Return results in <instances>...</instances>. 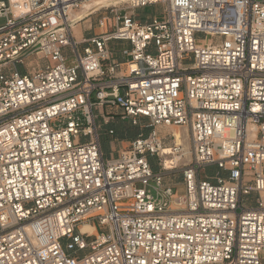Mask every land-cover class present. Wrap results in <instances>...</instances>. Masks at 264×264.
Returning a JSON list of instances; mask_svg holds the SVG:
<instances>
[{
  "label": "built area",
  "instance_id": "1",
  "mask_svg": "<svg viewBox=\"0 0 264 264\" xmlns=\"http://www.w3.org/2000/svg\"><path fill=\"white\" fill-rule=\"evenodd\" d=\"M88 1L0 0V264H264V0ZM98 118L149 133L105 158Z\"/></svg>",
  "mask_w": 264,
  "mask_h": 264
},
{
  "label": "rangeland",
  "instance_id": "2",
  "mask_svg": "<svg viewBox=\"0 0 264 264\" xmlns=\"http://www.w3.org/2000/svg\"><path fill=\"white\" fill-rule=\"evenodd\" d=\"M122 2L123 1H121L120 3ZM118 4H116L115 6H117ZM118 7H122V6H118ZM100 11L102 10L100 9ZM85 13L86 15H88L87 11H85ZM127 13L129 15L135 14L139 20L146 19L147 17H151V16H155L157 19L163 18V10H162V7L159 5L152 6V7H146L145 9L136 10L134 12L128 11ZM99 14L100 13H97L93 15L92 17L84 20L83 22L77 24V25H80L81 27L80 30L84 32V35L86 37L90 35V33L85 31L89 27L88 23L92 22L94 24ZM202 39H205L206 41L210 40L209 37H204L203 35L197 36V42H199ZM109 49L114 54V60L120 61V57L118 56L117 52L122 53L125 50H129V46L128 44L110 43ZM36 61L37 59L33 57L28 58L26 60V63L23 66L18 67V70H21V69L28 70L31 67H35L34 65H36V63L42 64V61L41 62H38V61L36 62ZM148 123H149L148 120L143 119V118L137 119L135 124H132L130 120L120 121V119L116 118L115 121H113L110 125H105L102 119L98 118L96 120V125L98 126V133L100 136V141H101L104 157L107 158L110 155V152H111V148L109 144L110 139L112 141L114 153L118 152L119 150L126 149L128 146V142H130L127 140H124L122 142L116 134H114L112 138L109 137L108 136L109 129H113L116 133L117 131L125 132L129 134L131 137H135L136 135H139V134H143L144 136H146L149 133V129L147 128ZM170 128H174V127H170ZM170 128H161V130H159V133H162V134L171 133ZM174 129L182 130L179 128H174ZM172 143H173V140H169L167 142V145L171 146ZM150 161L153 166L154 172H157L159 170V167L154 168V164H155L154 159H151ZM189 162L178 165V168L174 171L164 172L165 182L167 184L174 185L176 189H180L181 188V170L183 169L184 165L188 164ZM215 172H216V169L214 167H203V168H200L199 170V176L201 179H206V178L214 176Z\"/></svg>",
  "mask_w": 264,
  "mask_h": 264
},
{
  "label": "bare ground",
  "instance_id": "3",
  "mask_svg": "<svg viewBox=\"0 0 264 264\" xmlns=\"http://www.w3.org/2000/svg\"><path fill=\"white\" fill-rule=\"evenodd\" d=\"M123 0H90L86 3H84L80 9V11L75 12V13H71L70 18L73 21H80L82 19H84L87 15L85 13V11H89L91 9H94V12L99 11L102 8H107L110 6H115L116 4L120 3ZM89 25V23H88ZM80 25H74L72 27V34L73 37H75L78 41L81 39L80 35H81V30H80ZM170 132L172 134V136L174 137V144L176 146H179L182 148V158L179 159L177 156H174L172 161L173 163H176L177 165L180 164H184L189 162L190 160V150H189V143H188V135H187V131L185 129L182 130H177L174 128H170ZM169 159L166 157L165 158V162H166V166L169 165L168 163ZM81 232L83 233H88V234H93L94 228L84 224L80 227Z\"/></svg>",
  "mask_w": 264,
  "mask_h": 264
},
{
  "label": "trees",
  "instance_id": "4",
  "mask_svg": "<svg viewBox=\"0 0 264 264\" xmlns=\"http://www.w3.org/2000/svg\"><path fill=\"white\" fill-rule=\"evenodd\" d=\"M115 134L118 136V138L120 140H127V141H131V140L135 139L137 136L136 135L135 137H131L129 134L122 132V131H120V132L117 131V133L115 132Z\"/></svg>",
  "mask_w": 264,
  "mask_h": 264
},
{
  "label": "crops",
  "instance_id": "5",
  "mask_svg": "<svg viewBox=\"0 0 264 264\" xmlns=\"http://www.w3.org/2000/svg\"><path fill=\"white\" fill-rule=\"evenodd\" d=\"M81 37H86L85 35H84V32L83 31H81V35H80V38ZM75 38V37H74ZM76 39V38H75ZM77 40V39H76ZM121 60V59H120ZM113 121H115V120H113ZM113 121H111L109 124H107V125H110ZM121 121V120H120ZM126 121V120H125ZM132 123V122H131ZM113 130V129H112ZM114 133H115V131H114ZM138 136V135H137ZM136 136V137H137ZM122 142L124 141V140H121ZM109 144H110V148H111V152L112 153H114V148H113V146H112V141H111V139H110V142H109ZM100 146H101V149H102V145H101V141H100ZM120 151V150H119ZM103 152V151H102ZM110 152V153H111ZM116 153V152H115ZM223 177H226L227 176V174L226 173H222L221 174Z\"/></svg>",
  "mask_w": 264,
  "mask_h": 264
}]
</instances>
